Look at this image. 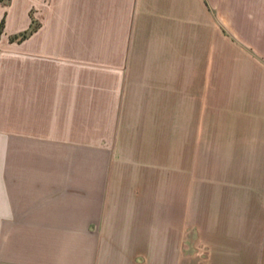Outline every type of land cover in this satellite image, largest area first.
<instances>
[{
	"label": "crops",
	"instance_id": "crops-1",
	"mask_svg": "<svg viewBox=\"0 0 264 264\" xmlns=\"http://www.w3.org/2000/svg\"><path fill=\"white\" fill-rule=\"evenodd\" d=\"M255 189L264 0H0V264H264Z\"/></svg>",
	"mask_w": 264,
	"mask_h": 264
},
{
	"label": "rangeland",
	"instance_id": "rangeland-1",
	"mask_svg": "<svg viewBox=\"0 0 264 264\" xmlns=\"http://www.w3.org/2000/svg\"><path fill=\"white\" fill-rule=\"evenodd\" d=\"M235 190L239 192L237 196H239L238 199L240 201H247L249 199V196H250L249 192L251 191L250 189H235ZM257 190L258 191H264V189H257ZM257 190L255 189L253 191H257ZM257 196H258V194H257ZM259 196H260V194H259Z\"/></svg>",
	"mask_w": 264,
	"mask_h": 264
}]
</instances>
